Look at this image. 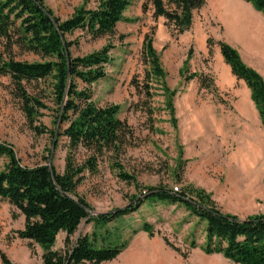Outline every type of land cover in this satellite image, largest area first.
<instances>
[{"label": "rangeland", "instance_id": "rangeland-1", "mask_svg": "<svg viewBox=\"0 0 264 264\" xmlns=\"http://www.w3.org/2000/svg\"><path fill=\"white\" fill-rule=\"evenodd\" d=\"M43 1L61 20L69 18L82 5L86 8L96 5L94 0L85 4L83 0ZM145 1L130 0L123 15L137 21L118 22L113 36L92 39L81 30L66 35L67 40L78 41L70 47L72 56L112 45L105 78L89 86L78 81V88L88 89L98 106L118 104L119 117L134 133L132 143L116 161L107 153L100 158L95 173L84 172L77 187L78 195L86 201L90 214L96 216L130 207L135 203L133 198L144 200L146 188L181 190L193 186L210 193L223 213L240 219L264 214V127L258 111L253 113L247 102L245 90L239 96L236 92L242 90L239 85L233 90L220 88L230 80L217 45L218 41H224L236 48L243 62L264 80V15L244 0H206L194 12L189 30L172 34L163 17H152L151 4L147 12H142ZM146 34L153 39L163 69L161 78H151L149 82L145 79L149 66L142 57ZM208 37L215 41L211 55L206 45ZM25 59L39 58L28 55ZM194 73L207 75L213 86L201 88L198 77L187 79ZM135 82L148 85L150 96L144 86L143 90H137ZM9 89L8 77L1 76L0 140L13 146L22 164H50L62 172L65 138L59 137L55 147L49 132L37 133ZM27 89L52 107L49 80ZM41 112L43 115L33 127L53 130V111ZM85 154L80 150L78 161ZM119 171L131 175L133 181L120 178ZM13 212L16 218L12 217ZM144 222L152 226V234L140 230ZM22 227L23 216L0 200V250L14 263L42 264V249L15 235L14 231ZM203 228L204 224L178 203L146 201L136 211L107 224L106 229L112 235L119 234L120 241L127 245L116 258L100 264H234L219 254L201 251ZM93 231V223L85 219L71 239L91 235ZM97 231L104 234L105 230ZM64 239L65 233H59L54 248L62 249ZM193 239L196 248H190ZM166 241L187 253V257L183 259Z\"/></svg>", "mask_w": 264, "mask_h": 264}, {"label": "trees", "instance_id": "trees-1", "mask_svg": "<svg viewBox=\"0 0 264 264\" xmlns=\"http://www.w3.org/2000/svg\"><path fill=\"white\" fill-rule=\"evenodd\" d=\"M89 0H83L84 4ZM94 8L82 5L73 14L61 20L55 16L43 0H0V77L9 79V93L17 100L27 122L39 134L49 132L57 146L58 138H65L66 154L64 168L58 172L53 165L27 166L21 163L13 146L0 140V200L6 201L23 216V227L14 231L20 239L36 244L42 249V264H100L116 258L127 243L120 235H112L106 226L136 211L146 201L178 203L190 215L204 224V243L199 245L207 255L219 254L234 264H264V214H253L240 219L221 212L211 194L193 186L184 189L146 188L145 199L133 198L134 205L109 213L92 216L86 201L78 195L77 187L85 171L95 173L100 158L110 153L116 161L125 148L132 143L131 126L119 117L120 106H98L88 89L78 88V81L90 85L105 78V68L111 62V44L83 55L72 56L70 47L77 39L67 40L66 35L81 30L92 39L113 36L118 22H134L124 10L130 0H94ZM264 15V0H244ZM206 0H146L142 12L152 6V17H163L172 34H182L192 25L194 12L201 9ZM122 39L123 36L121 35ZM215 41L208 37V54H212ZM220 54L233 76L243 80L250 90L261 123L264 127V80L253 68L246 65L238 50L224 41H218ZM38 60H26L25 56ZM187 55L186 61L189 59ZM142 57L149 66L146 82L161 78L163 69L159 55L153 47V39L145 35ZM185 61V63H186ZM198 77L200 87L210 89L212 79L205 74H192L187 79ZM50 81L49 107L39 95L31 94L27 86ZM137 90L148 96L149 87L133 83ZM170 104V102H169ZM169 108L172 109L171 105ZM44 109L53 111L54 129L34 126ZM172 112V110H171ZM80 150L86 154L78 161ZM121 168L118 163H114ZM120 170V169H119ZM118 176L126 181L133 177L123 171ZM16 213L12 217L16 218ZM94 225L91 235H80L74 241L71 236L83 220ZM105 230L99 234L97 230ZM140 230L152 234V226L143 223ZM65 233L62 249H55L56 237ZM172 247L168 241H166ZM193 239L190 248H196ZM185 259L187 253L172 247ZM2 264L12 262L1 250Z\"/></svg>", "mask_w": 264, "mask_h": 264}, {"label": "crops", "instance_id": "crops-1", "mask_svg": "<svg viewBox=\"0 0 264 264\" xmlns=\"http://www.w3.org/2000/svg\"><path fill=\"white\" fill-rule=\"evenodd\" d=\"M224 67V70H225V72L226 73H228L229 74V80H230V82H229V84L228 85H226V86H224V87H220V84H219V82H217L218 83V86L221 88V89H223V90H227V89H235L238 85H239V87L242 89V90H240V91H236V92H238L237 94L240 96V94H239V92H243V90H245V92L247 93V102L251 105V107H252V110H253V113L254 112H256V107H255V105H254V103L252 102V100H251V98H250V90L247 88H245V86H244V82L242 81V80H238V79H236L235 78V76H232V75H230V73H229V71H230V67L228 66V65H224L223 66ZM232 74V73H231ZM236 86V87H235ZM244 86V87H243ZM250 105H249V114L251 115V108H250Z\"/></svg>", "mask_w": 264, "mask_h": 264}, {"label": "built area", "instance_id": "built-area-1", "mask_svg": "<svg viewBox=\"0 0 264 264\" xmlns=\"http://www.w3.org/2000/svg\"><path fill=\"white\" fill-rule=\"evenodd\" d=\"M174 190H177V187H176V188H174Z\"/></svg>", "mask_w": 264, "mask_h": 264}, {"label": "bare ground", "instance_id": "bare-ground-1", "mask_svg": "<svg viewBox=\"0 0 264 264\" xmlns=\"http://www.w3.org/2000/svg\"><path fill=\"white\" fill-rule=\"evenodd\" d=\"M261 35V34H260ZM261 37V36H260Z\"/></svg>", "mask_w": 264, "mask_h": 264}]
</instances>
